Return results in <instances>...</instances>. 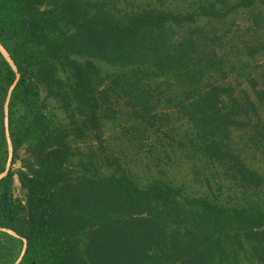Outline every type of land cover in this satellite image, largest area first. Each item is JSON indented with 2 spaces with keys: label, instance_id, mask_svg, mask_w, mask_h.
I'll return each mask as SVG.
<instances>
[{
  "label": "trees",
  "instance_id": "obj_1",
  "mask_svg": "<svg viewBox=\"0 0 264 264\" xmlns=\"http://www.w3.org/2000/svg\"><path fill=\"white\" fill-rule=\"evenodd\" d=\"M216 13L211 1L115 12L106 0H0V264H239L243 240L264 264V175L229 145L244 127L264 141V74L245 79L252 98L210 79L222 62L204 41L213 34L192 30ZM160 76L189 88L175 105L194 130L188 144L219 168L236 202L189 196L158 177L138 184L96 151L105 107L128 104L144 93L141 79Z\"/></svg>",
  "mask_w": 264,
  "mask_h": 264
},
{
  "label": "rangeland",
  "instance_id": "obj_2",
  "mask_svg": "<svg viewBox=\"0 0 264 264\" xmlns=\"http://www.w3.org/2000/svg\"><path fill=\"white\" fill-rule=\"evenodd\" d=\"M207 1L214 2L218 7V17L198 19L200 28L192 31L202 28L204 34H213L212 39L204 41L212 42L222 62L210 72V79L219 84L229 83L234 90L244 88L252 98L245 79L264 74V0H251L250 6L238 8L232 7L237 0H106V3L115 12L147 7L189 11ZM186 31L176 30L173 35ZM110 71L111 68L101 67L102 74ZM138 91L144 93L132 98L128 104L125 99L114 98L105 107L98 132L99 140L93 144L103 159L116 157L138 184H145L158 177L181 186L189 196L208 192L224 203L236 202L232 192L227 191L229 185L225 178L220 177L218 180L216 174L219 168L200 160L196 142H192L194 146L188 144L189 134L194 130L175 105L188 96L189 88L176 78L160 76L141 79ZM131 105L138 111V115L132 114ZM139 109L148 112V117L152 118H141L142 112ZM47 110L57 116L58 123H64V113L56 104L49 101ZM257 113L264 121V109L259 105ZM252 135L249 127L233 129L229 145L249 167L264 175V141L253 143ZM17 166L13 165L14 168ZM205 177L208 181H204ZM13 193L21 196L15 177ZM248 195L250 192H238L236 197L243 200ZM225 241L232 249L231 240ZM249 245V241H242L243 248L236 253L239 264H261L250 254Z\"/></svg>",
  "mask_w": 264,
  "mask_h": 264
},
{
  "label": "bare ground",
  "instance_id": "obj_3",
  "mask_svg": "<svg viewBox=\"0 0 264 264\" xmlns=\"http://www.w3.org/2000/svg\"><path fill=\"white\" fill-rule=\"evenodd\" d=\"M2 51V50H1ZM2 53H3V55H5L6 56V54L2 51Z\"/></svg>",
  "mask_w": 264,
  "mask_h": 264
}]
</instances>
